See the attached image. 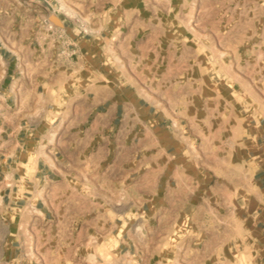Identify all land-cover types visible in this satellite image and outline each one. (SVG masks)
<instances>
[{
	"label": "rangeland",
	"instance_id": "1",
	"mask_svg": "<svg viewBox=\"0 0 264 264\" xmlns=\"http://www.w3.org/2000/svg\"><path fill=\"white\" fill-rule=\"evenodd\" d=\"M0 264H264V0H0Z\"/></svg>",
	"mask_w": 264,
	"mask_h": 264
},
{
	"label": "crops",
	"instance_id": "2",
	"mask_svg": "<svg viewBox=\"0 0 264 264\" xmlns=\"http://www.w3.org/2000/svg\"><path fill=\"white\" fill-rule=\"evenodd\" d=\"M23 42H27L30 44H34V43H39V40L37 37H23ZM32 58V57H31ZM33 60V58H32ZM24 76V80L21 82L22 85V89L24 88V91L29 90L30 92H39L40 91V87H42L43 89H45L46 87L49 89L50 91V98L47 100H45V95L44 93L41 95H37V99H33V100H29L30 104L28 105V107L31 108H35L36 106L41 108H47V109H56L58 107L57 105V100L59 98L58 94L61 90H65L64 86L65 83H69L70 81V77H71V71L68 70H63L62 68H52L50 70H45V71H33V70H25V72L22 74ZM38 100V101H37ZM40 102V104H36L35 102ZM46 101V104L45 102ZM11 99H7L5 98L4 101V106L5 107H11ZM115 106V103H113V101H111L108 104L106 113L107 114L109 112L110 108H113ZM78 107H81V103H78ZM83 107H86V103H83ZM86 109V108H85ZM50 111V110H48ZM48 114V112H47ZM105 124L113 123V119H109L107 116H105ZM75 122H78L79 124L81 123V121H76V119L74 120ZM71 119L69 118L67 123H70ZM85 121H83L84 123ZM47 124V123H46ZM20 135H16L15 137L19 140V139H27L30 138V135L32 136V134L35 132H39L38 129L33 127V123H29L27 122L26 124H22L20 126ZM55 127V124H51L49 128V130L47 131V135L48 137H50L49 134L50 131ZM16 129V128H15ZM55 134V133H53ZM40 134V138H41ZM45 135V134H44ZM39 136V135H38ZM58 139H62L63 137L58 136ZM115 138L117 139V135L115 136ZM66 139V138H65ZM64 139V140H65ZM110 140L113 141V133L110 134ZM26 148H16V150L14 152H12L11 154H18L20 155L23 151H25ZM35 151V150H34ZM99 148L97 147L94 155L95 156H99ZM34 154H37L39 157L43 156L46 158H40L38 160V167H36V178L38 180L41 179V177L45 178V179H50L52 180V178H54V176H56V174H58L59 171V167L62 166V163H60L58 161V150L56 149V147H51L48 148L47 150L43 151L42 149L37 148L36 151L34 152ZM26 155V154H24ZM61 155L68 156V157H73L75 156V153L70 149L69 152L64 151V153H61ZM102 155V154H101ZM68 161L71 162V158L68 159ZM71 165V164H70ZM64 166V164H63ZM198 166V165H197ZM193 167V165H192ZM195 167V166H194ZM207 167H211L210 165L207 164ZM68 168V167H67ZM71 168V167H69ZM224 185L226 187H231V182L224 183ZM228 187V188H229ZM39 200L35 201L34 200V196L33 195H23L20 198L14 199L12 200L11 198H9L8 200V205H10V207H19V209L22 210H27L29 209V212H35L37 210V205H38Z\"/></svg>",
	"mask_w": 264,
	"mask_h": 264
}]
</instances>
